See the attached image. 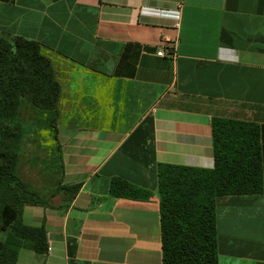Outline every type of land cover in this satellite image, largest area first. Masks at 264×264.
I'll list each match as a JSON object with an SVG mask.
<instances>
[{"label": "crops", "instance_id": "crops-1", "mask_svg": "<svg viewBox=\"0 0 264 264\" xmlns=\"http://www.w3.org/2000/svg\"><path fill=\"white\" fill-rule=\"evenodd\" d=\"M177 8L178 24L156 11ZM5 32L46 46L61 183L81 184L24 206L48 251L16 264H162L158 164L212 168L215 115L259 125L264 168V0H0ZM114 177L152 194L114 196ZM216 215L219 264H264V187L218 196Z\"/></svg>", "mask_w": 264, "mask_h": 264}, {"label": "trees", "instance_id": "trees-1", "mask_svg": "<svg viewBox=\"0 0 264 264\" xmlns=\"http://www.w3.org/2000/svg\"><path fill=\"white\" fill-rule=\"evenodd\" d=\"M13 2L14 0H1ZM61 86L45 45L24 36L0 35V264H16L23 247L48 251L44 227L23 222L25 205H49L61 194L71 202L81 184L63 185L42 196L20 175L27 139L43 127L58 143L56 119ZM33 118H37L36 123ZM214 166L159 163L162 264H219L216 198L259 193L264 187L260 127L255 122L212 118ZM114 196L147 198L152 192L121 177L112 178Z\"/></svg>", "mask_w": 264, "mask_h": 264}, {"label": "rangeland", "instance_id": "rangeland-1", "mask_svg": "<svg viewBox=\"0 0 264 264\" xmlns=\"http://www.w3.org/2000/svg\"><path fill=\"white\" fill-rule=\"evenodd\" d=\"M31 120L36 123L37 118ZM40 126L43 128L39 129L38 134L32 133L20 155V175L32 189L45 197L55 192L61 175L58 143L42 123ZM51 201L58 203V197Z\"/></svg>", "mask_w": 264, "mask_h": 264}, {"label": "built area", "instance_id": "built-area-1", "mask_svg": "<svg viewBox=\"0 0 264 264\" xmlns=\"http://www.w3.org/2000/svg\"><path fill=\"white\" fill-rule=\"evenodd\" d=\"M181 8H177V9H174V10H167V9H156L157 11V14L158 15H161L162 17H171V18H175L177 20V24L181 18ZM166 37L163 39V41H165ZM165 46L166 45H161L158 50H157V54L159 56H163L166 52L165 50ZM169 53L170 54H173L174 53V46L173 44H171L169 46V49H168Z\"/></svg>", "mask_w": 264, "mask_h": 264}]
</instances>
